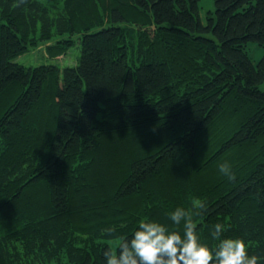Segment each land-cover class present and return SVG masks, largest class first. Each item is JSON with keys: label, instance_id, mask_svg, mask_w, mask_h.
<instances>
[{"label": "trees", "instance_id": "1", "mask_svg": "<svg viewBox=\"0 0 264 264\" xmlns=\"http://www.w3.org/2000/svg\"><path fill=\"white\" fill-rule=\"evenodd\" d=\"M213 6L0 0V264H106L195 198L203 242L221 222L264 255V0ZM77 44L73 66L14 61Z\"/></svg>", "mask_w": 264, "mask_h": 264}, {"label": "clouds", "instance_id": "2", "mask_svg": "<svg viewBox=\"0 0 264 264\" xmlns=\"http://www.w3.org/2000/svg\"><path fill=\"white\" fill-rule=\"evenodd\" d=\"M218 167L229 180L235 179L227 161ZM205 208V202L195 198L190 209L177 207L167 213L174 225L183 223L182 232L154 219L141 220L117 253L105 251L106 264H264V255L250 254L245 238L225 236L221 222L210 229L215 243L203 242L192 217Z\"/></svg>", "mask_w": 264, "mask_h": 264}, {"label": "rangeland", "instance_id": "3", "mask_svg": "<svg viewBox=\"0 0 264 264\" xmlns=\"http://www.w3.org/2000/svg\"><path fill=\"white\" fill-rule=\"evenodd\" d=\"M213 0H200V8L199 12L201 17L203 18L208 10L213 11ZM55 40V39H53ZM247 53L248 56L251 58V60L256 63L259 61L263 55H264V48L260 47L254 43H251L247 45ZM80 48L78 44L74 47H71L66 54L60 56V57H54L51 58L46 55L45 53V46L40 45L37 47L30 48L27 52L19 55L15 58V62L29 66L34 67L41 64H57L58 66L66 67V66H73L76 64L77 59L79 57Z\"/></svg>", "mask_w": 264, "mask_h": 264}]
</instances>
